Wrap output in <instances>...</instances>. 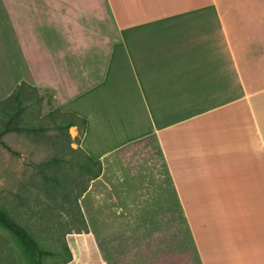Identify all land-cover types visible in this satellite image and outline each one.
<instances>
[{"label":"crops","instance_id":"0c3cea01","mask_svg":"<svg viewBox=\"0 0 264 264\" xmlns=\"http://www.w3.org/2000/svg\"><path fill=\"white\" fill-rule=\"evenodd\" d=\"M23 7L57 43L54 81L34 86L85 120L79 148L102 168L67 264H105L93 211L138 221L167 201L199 264H264V0H8L16 40ZM148 139L153 155L131 150Z\"/></svg>","mask_w":264,"mask_h":264},{"label":"rangeland","instance_id":"374dc122","mask_svg":"<svg viewBox=\"0 0 264 264\" xmlns=\"http://www.w3.org/2000/svg\"><path fill=\"white\" fill-rule=\"evenodd\" d=\"M12 1L21 4L34 0ZM17 10L22 15L18 26L29 29L31 34L19 40L8 27V0H0V131L8 122V97L21 82L26 86L20 94L24 108L19 124L33 129L7 132L2 137L6 146L0 144V207L38 241L42 250L52 253L42 258V264H62L66 258L65 245L70 250L85 240L68 233L82 231L85 227L79 205L84 193L78 199L81 214L74 198L90 188L94 180L89 179L97 166L88 165L91 169L88 171L84 156L78 150L72 151L78 148L80 137L75 127L68 129L73 141L69 145L53 127L54 123L44 117L55 109L66 112L54 100L50 89L34 86L54 81L52 55L57 43L52 35H42L32 23L37 10L31 7ZM11 37L14 40H10ZM39 96L43 100L37 102ZM9 105L15 107L14 103ZM140 149L153 155L154 145L148 139L131 148L141 152ZM43 174L49 177L55 174L58 178L50 193ZM166 191L170 192L168 185ZM93 192L99 193V186H95ZM90 219L92 241L97 247L93 256L101 257L105 264H199L176 201L163 203L154 216H142L138 221L118 218L140 222V228L132 225L125 229L96 227L105 221H118L105 211H93ZM0 264H33L28 249L1 225Z\"/></svg>","mask_w":264,"mask_h":264},{"label":"trees","instance_id":"16d2710c","mask_svg":"<svg viewBox=\"0 0 264 264\" xmlns=\"http://www.w3.org/2000/svg\"><path fill=\"white\" fill-rule=\"evenodd\" d=\"M24 86H26V84L24 82H21L19 86L16 88V90L8 97V101H7L8 102V122L4 125V128L0 131V144L2 146H6L4 142L2 141V137L4 136L5 133L7 132L9 133L12 131L21 132V131H28V130L33 129V127L31 126L19 124V121H21L22 119L20 117V113L22 112L24 108V106L22 105L20 94ZM42 100H43L42 96H39L36 99L37 102L38 101L40 102ZM11 103H14L15 107L10 108L11 106L9 104ZM56 116L57 118L55 119ZM44 117L49 119L50 122L54 123L53 127L61 134L62 138L65 139L69 143V145L73 143V141L71 140L68 134L69 128L75 127L78 130V134L80 136L79 140L83 136L85 124H86L85 120L70 112H62L58 109H55L47 113ZM42 129L44 128L42 127ZM79 140L77 141L78 148L73 149L72 151L78 150L84 156V158L87 160V161L85 160L86 164L84 166L86 169H88V171L91 170L88 165H90V167L97 166L96 172L89 179L90 181L95 180L101 174V170H102L101 164L100 162L92 161L91 159H89L88 157L84 155L82 150L79 148ZM43 177H44L45 184L48 185L47 191L50 193L53 190V185L57 183L58 178L56 177L55 174H52V176L50 177L47 176L46 174H43ZM48 182H51V183H48ZM85 192H86V189L82 190L74 198L75 206L80 212V214H81V211L78 205V199ZM81 220H82L83 225L85 226L84 229L79 232H71L68 234H86L87 233L85 221L83 218ZM0 225L3 226L5 229H7L15 238H17L20 244H22L28 249V252L31 254L33 264H42V258L44 256L52 255V253L42 250L38 241H36V239L32 237L25 228L17 224L9 216V214L7 216L6 213L1 209V207H0ZM64 252H65L66 258L63 260L62 264H67L72 259L71 252L67 245H65L64 247Z\"/></svg>","mask_w":264,"mask_h":264},{"label":"bare ground","instance_id":"6f19581e","mask_svg":"<svg viewBox=\"0 0 264 264\" xmlns=\"http://www.w3.org/2000/svg\"><path fill=\"white\" fill-rule=\"evenodd\" d=\"M70 240V239H69ZM76 250V249H75Z\"/></svg>","mask_w":264,"mask_h":264}]
</instances>
